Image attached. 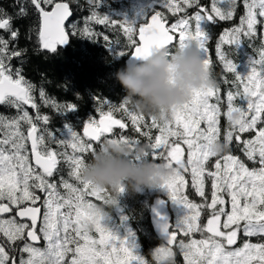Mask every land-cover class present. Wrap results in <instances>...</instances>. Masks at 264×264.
I'll list each match as a JSON object with an SVG mask.
<instances>
[{
	"label": "snow or ice",
	"instance_id": "6c2138e0",
	"mask_svg": "<svg viewBox=\"0 0 264 264\" xmlns=\"http://www.w3.org/2000/svg\"><path fill=\"white\" fill-rule=\"evenodd\" d=\"M27 2L39 14L38 37L43 50L55 53L74 34L94 39V22L119 28L127 37L123 49H113L121 56L140 60L156 50L167 49L171 55L177 48L195 45L212 79L209 42L213 36L202 23L231 21L238 7L243 8L244 14L239 17L238 26L223 31L215 47L218 60L228 73L234 74L233 81H224L235 85L234 91L227 90L226 98L218 83L193 89L184 103L162 109L163 115L158 118L139 111L127 98L117 105L98 97L99 119L92 118L84 125L83 136L69 128L70 138H58L54 131L39 129L26 110L25 106L36 109L35 119L49 123L50 117L39 113L36 86L25 78L22 68L13 72L11 66L13 58H20L23 63L25 50L10 49L9 45L19 37V29L13 28L14 19L26 17L27 8L20 4L15 15L0 8V30L9 34L8 39L0 35V105L21 110L14 117L0 114L4 136L0 139V214H14L11 219H0V233L6 238V242H0V264H148L137 251L134 234L129 231L122 237L113 231L105 224L107 213L86 199L95 197L104 204L116 205L119 195L113 197L108 188L92 184L82 174L85 154L92 157L106 141L127 144L135 152L142 141L125 134L130 127L138 137L147 139L150 151L144 155L163 161L172 169L158 186L166 188L172 201L187 210L176 223L164 219L161 227L166 245L155 250L156 260L160 264H176V245L186 264H264V242L248 239L259 237L264 241V47L259 59L251 61L247 75L237 72L236 62L224 50L225 45H239L244 38L255 37L257 25L264 27V0H210V7L201 6V0H157V7L162 6L173 17L180 14L170 24L157 7L143 22L134 23L100 13L97 9L102 0H87L90 15L83 18L82 28L80 21H70L73 9L67 0ZM194 7L198 10L189 15L188 10ZM66 22L70 24L67 29ZM103 39L112 48L109 37L105 35ZM39 96L43 104L61 111L62 106L49 98L43 88ZM224 104L226 112H222ZM75 107L69 103L63 111ZM118 113L123 118H117ZM222 115L227 121L223 138ZM24 124L28 125L26 134L22 130ZM153 129L157 135H153ZM45 134L58 146L70 147L71 154L50 149ZM106 134H113V138L108 139ZM29 141L35 167L29 158ZM217 141L226 143L229 150L219 154L213 151ZM182 145L187 149L186 158ZM234 149L241 154H234ZM61 163L68 168L69 177L79 183L76 186L61 176L64 195L52 180L61 171ZM186 173H190L191 187L203 198L202 203L186 194ZM124 191L121 185L119 193ZM38 193L45 198L42 200ZM205 212L206 222L202 223ZM17 217L27 218L28 222H18ZM196 233L203 238L178 240L181 234L191 237ZM241 236L245 238L241 246L231 247L237 245ZM41 239L46 242L42 249L34 246ZM17 249L27 258L20 255L17 260Z\"/></svg>",
	"mask_w": 264,
	"mask_h": 264
},
{
	"label": "trees",
	"instance_id": "16d2710c",
	"mask_svg": "<svg viewBox=\"0 0 264 264\" xmlns=\"http://www.w3.org/2000/svg\"><path fill=\"white\" fill-rule=\"evenodd\" d=\"M67 2L70 3V7L73 9L71 22L80 21L79 26L82 28L83 18L90 15L87 0H67ZM20 4H23L27 8L28 15L26 17L14 19L13 28L19 29V37L18 40L11 42L9 47L10 49L25 51H23L22 56L23 63H21L20 58H13L11 60V66L13 72L16 68H22V74L25 78L36 86L34 95L36 97V103L40 105L39 113L40 115H48L50 117L49 123L45 125L43 121H37L35 119L36 109L30 106H25V108L29 114L33 116L34 122L37 123L38 128L41 130L47 129L48 131H54L55 134L58 135V138H70L71 132L69 128H71V130H75L78 134L83 136V126L92 118L99 119V112L97 111L99 103L98 97L107 99L109 102L118 105L126 95L123 86L115 79L114 73L126 64L129 55H118L113 49H123L127 44V37L119 28H114L111 25H99L93 22L91 27L97 33L94 39L75 34L70 35L67 43L59 45L57 51L51 53L47 50H43L40 46L38 37L40 20L39 14L36 12L35 8L28 4L27 0H19V3H17V0H0V8H3L7 13L13 15L18 12ZM201 6L210 7V0H201ZM156 7L157 0H102L97 10L116 20L126 19L130 22L141 23ZM157 10L165 13L169 24L175 22L180 15L177 14V17H173L162 6H158ZM196 10H198V8L195 7L189 9L188 14L193 15ZM243 14V8L238 7L236 15L231 21H218L216 25L209 21L202 23V27L212 33L213 36L212 40L209 42V55L213 60L212 77L215 82L219 84L221 95L224 98H226L227 90H235L234 84L224 82L225 80L233 81L234 74L228 73L223 64L218 60L215 54V47L223 31L238 26L239 17ZM69 27L70 24L68 23L67 28ZM262 28L261 25H257L256 36L251 39L244 38L245 40H242L239 45L224 46L228 58L236 62L237 72L241 75H247L251 70V61L259 59V52L261 48L264 47ZM0 35H3L5 39L9 38V34L3 30H0ZM105 35L109 37L112 48L108 47L104 41L103 36ZM230 47H232V50H230ZM41 88H43L49 98L56 100V102L62 106L60 112L43 104L39 96ZM69 103L76 105V107L66 112L63 111V106ZM104 110H107V106H105ZM20 112V109L0 105V114L4 116L14 117L20 114ZM222 112H226V104L222 105ZM146 115L150 116V114ZM117 118L123 117L118 113ZM226 127V116L222 115V138ZM27 128L28 125H22V130L25 134L27 133ZM114 131L118 132L120 130L115 129ZM125 134L133 138L141 139V145L148 143L147 139L138 137L131 127L126 130ZM157 134L158 132L153 129V135ZM106 135L108 139L113 138V134ZM250 135L252 134H245V136ZM3 138V132L0 131V139ZM84 139L87 140L86 137ZM45 142L49 145L50 149L58 152L67 151L71 154L72 150L70 147L64 149L58 146L56 143L51 142L47 138V135ZM27 147L29 158L32 160L30 141ZM183 147H185L186 158L187 149L186 146ZM233 151L234 154H241L236 152L235 149ZM85 157L87 163L91 157L89 154H85ZM147 158L151 159L150 157ZM211 163L212 162H210V166ZM250 166H252L251 163ZM58 168L61 169V171L56 174L52 180L57 183L58 189L61 194L64 195L65 190L59 183V178L61 176L69 183H73L76 186H79V183L75 181L74 178L69 177V170L63 163L59 164ZM185 178L189 181V185L186 189V194L189 199L197 203H202L203 198H200L191 187L190 173H186ZM109 190L113 197L117 196L116 192L111 189ZM206 193H208L207 185ZM38 194L43 196L41 193ZM161 197H166V200L172 202V209L175 213L173 201L167 189L158 185L152 187L145 186L140 191L125 189V191L118 196V204L116 205L104 204L95 197H86V199H91L92 203L97 204L98 207L102 208L107 213L105 224L113 231L117 232L122 237L127 236L129 231L134 234V240L138 246L137 251L148 261V264H160V262L156 260L154 253L157 248L165 246L166 242L163 239H159L153 232L151 228L150 212L155 200ZM229 208L230 205L226 210ZM12 215L14 214L0 217V219H11ZM206 218L207 212L202 214V223L205 222ZM17 220L18 222H27L25 220H19L18 218ZM176 222L175 220V223ZM92 234L94 236L97 235L94 231ZM192 238L201 239L203 237L200 233H196L191 237H181L185 242ZM244 239L245 238L241 236L236 247L241 246ZM248 239L253 243L264 242L259 237ZM0 242H6V238L3 237L2 233H0ZM45 245L46 242L42 239L40 245L34 246L42 249ZM173 249L176 252V264H186L179 248L176 246L173 247ZM20 255L27 258V254H22L19 249H17V260ZM67 259H70V256Z\"/></svg>",
	"mask_w": 264,
	"mask_h": 264
},
{
	"label": "clouds",
	"instance_id": "9594fccd",
	"mask_svg": "<svg viewBox=\"0 0 264 264\" xmlns=\"http://www.w3.org/2000/svg\"><path fill=\"white\" fill-rule=\"evenodd\" d=\"M114 77L123 86L126 95L139 111L160 118L163 110L184 103L193 89L215 85L209 76L199 49L193 45L177 48L169 55L167 49L154 51L146 59L131 60L119 68ZM223 141L213 145V151L227 152ZM150 151L147 144L135 152L127 144L106 141L82 170L83 177L92 184L106 187L120 195L125 189L140 191L145 186L162 183L172 169L163 161L157 162L144 154ZM139 156L140 159L134 157Z\"/></svg>",
	"mask_w": 264,
	"mask_h": 264
},
{
	"label": "water",
	"instance_id": "95a60500",
	"mask_svg": "<svg viewBox=\"0 0 264 264\" xmlns=\"http://www.w3.org/2000/svg\"><path fill=\"white\" fill-rule=\"evenodd\" d=\"M71 19H72V17H70V21H71ZM149 22H150V17H149ZM68 23L69 22H66V29H67V24ZM131 60H137L138 61L139 59H135L132 56H129V58L127 59L126 63L131 61ZM31 159L33 160V164H34V158L32 157V155H31ZM42 211H43V208H42ZM6 215H9V214H0V217H4ZM165 218L170 223H172V214H171V211L169 209V205L164 203V202H159L152 209L151 219H152V222H153L154 227H155V232L157 234H160L163 237H165V233L162 230L161 224L163 223ZM18 219L22 220V221H24V220L27 221V218H23V219L22 218H18ZM41 243H42V239L39 242L35 243L34 245L37 246V245H40Z\"/></svg>",
	"mask_w": 264,
	"mask_h": 264
},
{
	"label": "flooded vegetation",
	"instance_id": "af4514ba",
	"mask_svg": "<svg viewBox=\"0 0 264 264\" xmlns=\"http://www.w3.org/2000/svg\"><path fill=\"white\" fill-rule=\"evenodd\" d=\"M182 147H183V146H182ZM41 198H42V200H43V199H44V195H43V196L41 195ZM159 202H164V203H166V204L169 205V209H170L171 214H172V223H175V220H176V214L174 213V211H173V209H172V203H171V201L166 200V197L157 198V199L155 200V202H154V204H153V206H152V208H151V212H150V214L152 213V209H153V207H154L157 203H159ZM27 222H28V221H27ZM205 222H206V220H205ZM151 224H152L151 228H152L153 232L155 233V235H157V237H158L159 239H163V240L166 242L165 237H163V236H161L160 234H157V233L155 232V227H154V224H153V222H152V219H151ZM173 230H174V226H173ZM182 236H183L182 234L179 235V236H178V240L181 239ZM236 246H237V245H235V246H233V247H236ZM173 247H176V245H173Z\"/></svg>",
	"mask_w": 264,
	"mask_h": 264
},
{
	"label": "rangeland",
	"instance_id": "374dc122",
	"mask_svg": "<svg viewBox=\"0 0 264 264\" xmlns=\"http://www.w3.org/2000/svg\"><path fill=\"white\" fill-rule=\"evenodd\" d=\"M262 31H263L262 34L264 35V27L262 28ZM230 50H232V47H230ZM173 205H174L175 214H176V221H178L179 217H182L186 213L187 210L184 208L183 205H180V204H177V203H174V202H173Z\"/></svg>",
	"mask_w": 264,
	"mask_h": 264
}]
</instances>
